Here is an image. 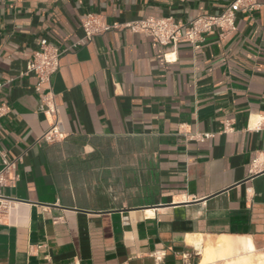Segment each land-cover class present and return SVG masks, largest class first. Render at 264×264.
<instances>
[{
    "label": "crops",
    "instance_id": "1",
    "mask_svg": "<svg viewBox=\"0 0 264 264\" xmlns=\"http://www.w3.org/2000/svg\"><path fill=\"white\" fill-rule=\"evenodd\" d=\"M232 1L0 0V169L20 174L0 187V264H198L223 236L264 250V0L199 48L110 30L66 52L57 141L26 74L42 38L84 35L87 12L184 22Z\"/></svg>",
    "mask_w": 264,
    "mask_h": 264
},
{
    "label": "built area",
    "instance_id": "2",
    "mask_svg": "<svg viewBox=\"0 0 264 264\" xmlns=\"http://www.w3.org/2000/svg\"><path fill=\"white\" fill-rule=\"evenodd\" d=\"M257 6L254 0H233L217 14H199L186 21H179L174 16L154 17L127 20L124 22L109 23L104 15L98 12H87L81 17L80 27L84 35L70 45L61 47L42 38L39 47L34 50L28 60L26 74L33 73L39 79L36 89L40 91L42 102L45 105V114L50 122L49 128L42 138L57 141L65 137L59 110L55 101L52 87V78L60 68L61 57L70 50L86 45L100 34L110 30H129L134 33H144L154 38L163 46L177 48L182 42L190 43L194 48H199L205 36L218 33L228 36L236 27V15L239 11L251 10ZM170 59L169 54H165ZM2 84L0 83V86ZM45 85V87H44ZM4 108L0 106V116ZM260 122L259 125H262ZM210 133L203 134L202 138L209 137ZM20 174L15 169V160H6L0 169V187L16 186ZM3 202L0 200V207Z\"/></svg>",
    "mask_w": 264,
    "mask_h": 264
},
{
    "label": "bare ground",
    "instance_id": "3",
    "mask_svg": "<svg viewBox=\"0 0 264 264\" xmlns=\"http://www.w3.org/2000/svg\"><path fill=\"white\" fill-rule=\"evenodd\" d=\"M196 238V237H195ZM202 239L189 237V242H196L201 245ZM205 254L199 264H264V251L257 253L249 239L245 237L235 240L230 236L219 238L213 246L206 245L203 247Z\"/></svg>",
    "mask_w": 264,
    "mask_h": 264
},
{
    "label": "rangeland",
    "instance_id": "4",
    "mask_svg": "<svg viewBox=\"0 0 264 264\" xmlns=\"http://www.w3.org/2000/svg\"><path fill=\"white\" fill-rule=\"evenodd\" d=\"M210 246H213V245H210ZM202 250H203V256H204V254H205V250H204L203 246H202ZM259 251H260V252H263L264 250H263V249L258 250L257 253H259ZM203 256H202V258H203ZM200 261H201V260H200ZM221 262H222V261H218L217 264H221ZM199 263H200V262H199ZM199 263H198V264H199Z\"/></svg>",
    "mask_w": 264,
    "mask_h": 264
}]
</instances>
